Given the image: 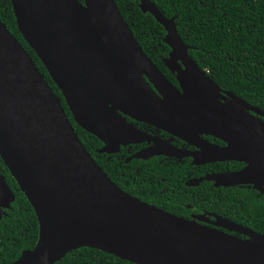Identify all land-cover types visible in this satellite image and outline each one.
Returning a JSON list of instances; mask_svg holds the SVG:
<instances>
[{
	"label": "water",
	"instance_id": "1",
	"mask_svg": "<svg viewBox=\"0 0 264 264\" xmlns=\"http://www.w3.org/2000/svg\"><path fill=\"white\" fill-rule=\"evenodd\" d=\"M140 1L141 10L167 31L172 53L166 65L182 91L144 52L114 0H11L20 33L75 121L106 144L100 153H115L142 137L127 123L130 118L201 143L203 163L246 164L241 172L206 180L253 186L264 194V123L251 115L262 113L232 93L224 96L189 58L176 18ZM203 135L228 146H211ZM0 157L40 226L35 249L14 264H56L81 248L132 264H264L263 235L218 218V228L248 238L243 240L122 191L87 151L61 99L1 20ZM13 199L0 174V220Z\"/></svg>",
	"mask_w": 264,
	"mask_h": 264
},
{
	"label": "trees",
	"instance_id": "2",
	"mask_svg": "<svg viewBox=\"0 0 264 264\" xmlns=\"http://www.w3.org/2000/svg\"><path fill=\"white\" fill-rule=\"evenodd\" d=\"M79 1L83 3V0ZM114 1L144 52L179 89L180 83L176 74L166 65L172 49L165 43V28L151 14H145L141 10L140 0ZM149 1L154 3L167 19L176 18L179 36L189 48V58L200 70L205 71L222 91L232 93L264 113V0ZM0 20L23 45L49 86L61 99L66 115L87 151L122 191L143 203H149L145 201H151L148 190L161 193L168 188L175 192L174 196H169L173 202L167 204L168 208L158 204L156 208L194 221L186 216L190 211L178 205V201H183L197 210L213 213L211 221L199 222L201 225L215 229L219 217L264 236V195L255 191L252 186L244 189H216L207 182L200 189H186L183 183L167 176V169L160 168L158 162L148 164L141 159H135L127 164L126 158L111 157L108 161L107 155L99 154L103 143L75 121L64 96L41 59L20 33L11 0H0ZM251 115L258 117L252 113ZM126 121L131 120L126 118ZM144 165L146 167H143ZM0 174L5 177L6 184L14 196L10 208L4 210L5 215L0 220V264H14L26 252L35 249L40 237V226L32 205L1 157ZM162 180H165L164 183ZM176 186L184 187L186 194L182 190L175 191ZM231 235L238 236L232 233ZM56 264L132 263L98 250L81 248Z\"/></svg>",
	"mask_w": 264,
	"mask_h": 264
},
{
	"label": "flooded vegetation",
	"instance_id": "3",
	"mask_svg": "<svg viewBox=\"0 0 264 264\" xmlns=\"http://www.w3.org/2000/svg\"><path fill=\"white\" fill-rule=\"evenodd\" d=\"M179 90L182 91L181 88H179ZM222 93L224 96H226L225 94L228 92L222 91ZM261 113L262 115L258 113H252V114L258 116V118H260L264 123V113L263 112ZM130 120L131 123L129 121L127 122L129 126L132 129H134L136 132H139V134L142 135V137L138 138L135 143L127 142L126 145H121L117 150V152L112 154L100 153L101 150L107 147L106 144L101 141L103 143V148L99 150V154L107 155L109 157L108 161L110 160L111 157L119 156L118 158L121 159L126 158L127 164L133 162L135 159H141L143 161H146V163L148 164L152 162H158L160 168L165 167L167 169L166 170V174H168L167 176L175 178V180L177 179V181L184 184V187L186 189H191V190L200 189L202 185L207 182L212 184V186L216 189L230 188L225 186H217V182L208 181L206 180V178L220 174H226V173H237V172H241L246 168V164L237 161L203 163L204 148L201 145V143L200 145L199 144L193 145L157 127L147 125L144 123H139L133 121L132 119ZM202 139L214 147L225 148L228 146L225 142L219 139H215L214 137L211 136L203 135ZM201 153L202 156H200ZM143 167H146V165H144ZM162 181L164 183L165 180ZM184 187L176 186L175 191L182 190L186 194ZM236 187L243 189L248 188V186H236ZM148 191L149 192L147 194L150 195L151 201L145 200L146 202H149L146 204L155 207H157L156 204H158V205H162L165 208H168L167 204L173 202L171 201L169 196H174L175 192L169 190L168 188H165L161 193H157V192L155 193V191H151V190ZM184 198H186L185 195ZM178 205L186 207V209L190 211L189 213H187L186 216L187 217L189 216V218H191L197 223L199 222L206 223L207 220L211 221V219L213 218L212 217L213 213L205 210H197L194 206L187 205L183 201H178ZM216 228L228 234L232 233L234 235L245 237L244 235L230 232L226 229L218 228L217 226Z\"/></svg>",
	"mask_w": 264,
	"mask_h": 264
}]
</instances>
